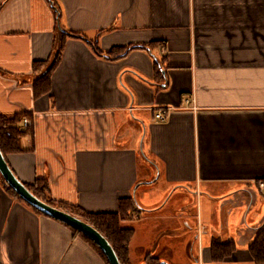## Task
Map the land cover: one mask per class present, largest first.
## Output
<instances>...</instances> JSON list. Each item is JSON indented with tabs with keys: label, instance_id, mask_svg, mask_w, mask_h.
<instances>
[{
	"label": "crops",
	"instance_id": "obj_1",
	"mask_svg": "<svg viewBox=\"0 0 264 264\" xmlns=\"http://www.w3.org/2000/svg\"><path fill=\"white\" fill-rule=\"evenodd\" d=\"M59 49L36 97L44 68L33 64ZM22 112L33 137L5 156L12 171L90 213L132 201L138 211L120 222L133 230L131 264H254L264 0H0V114ZM228 240L236 250L214 262L212 242ZM0 264L105 262L0 179Z\"/></svg>",
	"mask_w": 264,
	"mask_h": 264
},
{
	"label": "trees",
	"instance_id": "obj_2",
	"mask_svg": "<svg viewBox=\"0 0 264 264\" xmlns=\"http://www.w3.org/2000/svg\"><path fill=\"white\" fill-rule=\"evenodd\" d=\"M72 36L77 38H84L81 34L71 33ZM97 49V48H96ZM129 50L130 48H126ZM125 49V50H126ZM61 49L55 51L50 61H36L33 64L34 71L38 72L42 68L43 71L37 73L33 79L34 94L40 96L49 92L50 89V75L56 64L60 59ZM30 118V115L22 112L16 113L11 116L0 114V150L6 156L8 153H17L24 151L21 141L28 137H33V126L27 127L23 125L24 118ZM0 179L5 186L8 193H10L16 199L22 201L26 205V202L4 181L0 175ZM25 186L38 198L46 203H49L58 208L67 210L72 214L80 217L84 221L91 224L96 228L103 236L106 237L112 248L114 249L118 260L121 264H131L129 258V244L133 235L132 229L122 228L120 222L126 220L133 213L138 211V208L132 201L122 199L119 201V209L115 213H90L79 207L78 205H72L61 201H55L49 196V187L45 179L37 178L33 185ZM31 209L39 214L44 215L40 211L36 210L32 206L28 205ZM46 216V215H45ZM49 217V216H47ZM56 220V219H54ZM63 225L67 226L74 235L84 239L103 259L105 264H109L105 254L99 248V246L92 241L88 236L80 232L79 230L71 227L70 225L56 220ZM236 250V245L232 240L225 242L213 241L211 244V256L214 262H221L226 257L230 256ZM248 250L252 256L254 264H264V224L258 230L254 239L248 246ZM147 264H161L156 260L150 259Z\"/></svg>",
	"mask_w": 264,
	"mask_h": 264
},
{
	"label": "water",
	"instance_id": "obj_3",
	"mask_svg": "<svg viewBox=\"0 0 264 264\" xmlns=\"http://www.w3.org/2000/svg\"><path fill=\"white\" fill-rule=\"evenodd\" d=\"M0 175L12 190H14L24 202L40 211L46 216L64 222L79 230L94 241L105 254L109 264H121L118 257L106 239L96 228L71 212L44 202L34 195L25 184L18 179L8 165L4 154L0 150Z\"/></svg>",
	"mask_w": 264,
	"mask_h": 264
},
{
	"label": "built area",
	"instance_id": "obj_4",
	"mask_svg": "<svg viewBox=\"0 0 264 264\" xmlns=\"http://www.w3.org/2000/svg\"><path fill=\"white\" fill-rule=\"evenodd\" d=\"M189 100H186V102H188ZM167 115H168V110L167 109H165V110H159V111H157L156 113H155V118L156 119H158V120H165L166 119V117H167ZM23 125L24 126H32V121H31V119H29V118H24L23 119ZM260 185H261V187H263L264 186V184L263 183H260Z\"/></svg>",
	"mask_w": 264,
	"mask_h": 264
},
{
	"label": "rangeland",
	"instance_id": "obj_5",
	"mask_svg": "<svg viewBox=\"0 0 264 264\" xmlns=\"http://www.w3.org/2000/svg\"><path fill=\"white\" fill-rule=\"evenodd\" d=\"M30 119V118H29ZM27 127H30V126H27Z\"/></svg>",
	"mask_w": 264,
	"mask_h": 264
}]
</instances>
